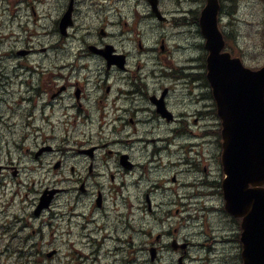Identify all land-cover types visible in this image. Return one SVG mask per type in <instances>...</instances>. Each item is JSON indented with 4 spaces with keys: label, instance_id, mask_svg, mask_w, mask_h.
Wrapping results in <instances>:
<instances>
[{
    "label": "flooded vegetation",
    "instance_id": "af4514ba",
    "mask_svg": "<svg viewBox=\"0 0 264 264\" xmlns=\"http://www.w3.org/2000/svg\"><path fill=\"white\" fill-rule=\"evenodd\" d=\"M71 0H69L70 4ZM25 3V4H24ZM20 4H24V6H30V3L28 0H22L20 1ZM92 5V4H91ZM23 5H21L22 7ZM69 7V6H68ZM162 12H165L162 11ZM178 12L176 11H170V16L173 18L174 14ZM84 13L81 12V16H83ZM193 16L195 17V14L191 13L190 10H183L182 16L178 18H175L179 22V26L175 25V22H173V26L179 27V30L184 28H189L194 25H196V21L194 20ZM197 18V17H195ZM62 19H60L59 22H61ZM152 22L156 23V20L154 17H152ZM151 22H148V26L146 29H149L151 25H149ZM86 25L85 20H79L77 22V28L82 30L81 27ZM154 30H157L155 32L156 38H159L161 36V32L163 31V27L161 25H152ZM161 28V29H160ZM160 29V30H159ZM84 35V32L82 33ZM84 38V36L80 37ZM104 40V38H101ZM100 42V41H99ZM98 42V43H99ZM112 46L114 48V52L116 56L124 57L125 59V66L122 70H120L116 65V67H108L107 76L112 77V80H116L115 82L117 85H109L105 88V93L108 94L111 92L115 96L114 102H118L115 104L117 106L116 108V118L117 121H119L122 125H124V128H128L130 132L126 135L127 142L129 147H127L126 152L129 155V161L131 162L132 169L126 171L122 170H115L118 171L117 177L124 176L125 174L133 175L136 174V172L140 171L141 173L143 170H145V167H142L141 162L138 161L133 153L135 152V148L139 147L142 150L146 149V146H150L151 155H149L150 160L157 159V162L159 165L157 167L163 166V160L166 157H169L170 153L180 152L183 149V145H181L182 140H186L189 135H197V132L195 130H192V126L189 129V126L186 128H179V122L181 119L184 120V123L187 121V118L185 115L180 116L177 114L176 105H175V94L168 91L166 97L164 98L165 102L167 103V109L169 112H171L170 119L163 118L157 111L153 112L150 116L141 118L139 116L140 109L136 106L133 107L130 111L125 110V108H132V106L135 103H138L136 100H138V96H145L148 92L146 90L148 83H155L158 79H163V83H155V87L150 92V95L147 99V104H149L150 96L151 94L157 92V91H165V89H168L169 84L166 83L167 78L169 81L176 82V80L180 77L181 71L191 69L190 66H180L176 65L174 61L171 59V57H164L166 60V65L162 60V57L164 56V53L160 54L156 58V62L152 65H156L159 63V65H163L166 67H170L173 69L172 73L166 72L164 75L163 68H161L158 72L154 71L150 74H145L143 71L140 72L142 67H138L136 65L135 70L128 71V65H133L134 58L141 56L143 57L145 54L141 53L140 50L134 54L132 51L133 47H137L136 44L132 42H124L120 41V39L112 38ZM163 43V41H162ZM140 45V43H138ZM105 46L101 43L98 44V48L102 49ZM142 49V45L139 47ZM153 48V47H152ZM185 51L183 53H192V46H184ZM158 50V48H157ZM163 55V56H162ZM181 56L180 51L178 50L175 52L174 55H172V58H179ZM191 56V54L189 55ZM153 60L155 58L153 56H149ZM101 61L103 60L102 57L99 58ZM89 66H95L97 64L95 59H90L87 63ZM72 65L71 69L74 71L76 70L80 76H78V79H88L86 80L88 85L90 83L91 88L99 87V81H97L98 75H88L87 71L79 66V64L71 63ZM111 68V69H110ZM195 68V67H194ZM49 69L45 67H34V68H15V69H1L0 70V107L7 106L11 103H13L14 100L17 99H27L28 103L27 106L23 108V110H26L25 113L22 116V121L24 124V128L20 127L21 124V117L20 118H14L12 120L5 121L2 126L0 127V166L3 168H8L11 166V164H14L13 155L19 154L22 156L20 161H29L35 168H32L31 171H37L39 170V173H45L47 175H52L50 172L51 170L56 171L60 166H64V169L62 171H66L67 164L70 163V165H73L74 162L78 166H80L85 159V153L86 150H77L74 154H70L69 150L61 146L60 148H54L52 141L57 136V133H54V130L51 131V128L55 129L54 125L51 124V120L49 119V112L53 111V104L51 101H49L48 98L43 96V87L41 82V77L44 74V72ZM196 69V68H195ZM24 72V73H22ZM61 73V72H59ZM191 73H196V70H191ZM69 75H72L69 73ZM164 75V76H163ZM194 78H191V81ZM128 80V81H127ZM118 86L119 83H125ZM21 83L22 87L20 90H13L14 83ZM131 82V83H130ZM130 83V84H129ZM190 84V83H189ZM161 85H164L161 87ZM127 86L128 89L124 90V87ZM196 86H199L198 89L201 87L202 90V104H205L208 110V116L211 117V119L214 118L213 115V100H212V93L209 90L207 84L204 81L199 82ZM194 86V87H196ZM157 87H161L160 90L157 89ZM176 88H179L176 86ZM169 90V89H168ZM205 90V91H204ZM123 91H126L125 93H122ZM177 91L176 89L173 90ZM59 94V90L54 92L52 94V98ZM72 96L70 94H66L65 104L66 112L64 113L63 124L69 125L72 121L75 123L78 121L76 120H69V109L70 105V98ZM78 97V95H77ZM36 100V101H35ZM153 100V98H151ZM34 101L37 103L35 104ZM3 104V106L1 105ZM122 104V105H121ZM39 105V106H38ZM204 105V106H205ZM73 106H71L72 108ZM202 107V106H201ZM202 113V112H201ZM192 116V115H191ZM125 117V118H124ZM163 119V120H161ZM169 122H167V121ZM164 123H166L164 125ZM146 124L153 125V128H158L164 125V132L161 137L159 138H150L148 137V132H140V127L144 126ZM186 124V123H185ZM53 126V127H52ZM211 127V126H210ZM174 130L175 132V138L180 141H175L173 138V135L170 130ZM49 133H48V131ZM201 131V130H200ZM209 132L204 133L203 137H207ZM134 135V137H133ZM139 135L138 137H136ZM184 135V136H183ZM32 139V148H22L20 145L24 144L26 141ZM187 141V140H186ZM207 143H211V141H206ZM119 142L117 140H113L111 142L112 145H117ZM118 147V146H117ZM189 147V146H188ZM193 147V146H192ZM82 149L89 148L88 145H83L81 147ZM97 155L93 158H96L98 156L99 150L102 148L101 146H96ZM190 148V147H189ZM195 148V147H193ZM191 149V148H190ZM147 150V149H146ZM211 148H207L204 150V153L201 154V160L197 159V161H189V163L192 166V171L197 172L201 169V180H198L196 178H190L187 181L189 182V185L187 186L189 188H193L196 193L199 191H202V187H204L203 182L208 181L210 182L212 180V174L209 175L206 172V168L204 170L205 165L207 164L208 158L213 160V154L211 153ZM167 152L166 155L162 156L163 153ZM197 152H200V149H197ZM102 155V154H101ZM118 155V154H117ZM57 156V158L54 160V157ZM72 156V158H70ZM107 164L114 165L116 162H118V159L116 161L113 160L107 161L104 160ZM178 162H171L169 163L170 170H173L174 173L179 175V171H177V166L175 164ZM75 166H71L73 173L72 176L65 175V181L64 183H72L68 186H71L72 189H66L61 188L60 185L53 179L48 178L47 180H51L48 187H52L55 189L60 190V195H56L54 201H52L50 208L47 209L44 212V215L37 219L38 216L35 214V209L38 206L36 196L33 194L35 191L31 190V187L34 186V184L31 182V180L25 176V179H21L23 174H12L9 172H6L4 175H2V178L0 180V191H7V187H11L10 193L16 197H18V194H20V191L18 188H21L22 186L28 188L29 194L26 195V197H30V206H32L31 212H25L23 217L18 211H14L13 213H5L4 221L5 223L2 225L0 223V228H5L7 230V234L4 235L8 236L7 240L5 242L0 243V251L1 252H7V251H18L20 249H23L26 251V254L24 255L23 252H19L17 257V264H36V259L39 258L40 264L43 263V261H48L52 263L48 264H64L65 259L69 257V255H59L61 253V247L64 246V243L61 239V245L60 249H58V252L53 255L51 258H47L45 253L41 252L42 248H40V245L42 242L49 239L50 235L52 239H55V235L60 236H67L65 239V244L69 240V236L71 235V229L76 227V225H82L84 230H87L89 228L88 224L91 225L90 220L88 216L85 214V212L81 211V209H90L92 206V203L95 200V196L98 193H102L105 196H108L109 198L114 199V201L117 203H120L119 199L125 200L129 197V193L123 194L121 196H118L116 193V189L120 188L123 190L125 187L124 183L120 180H116L115 176H112L110 178V184L106 183V187H103V185H100L99 179L100 178H93L91 180V173L94 171V169L90 172V174H84L83 172L77 171ZM41 165V166H39ZM115 166V165H114ZM116 167V166H115ZM51 168V169H48ZM93 168V165H92ZM167 168V167H164ZM105 170H110L105 169ZM172 172H161L160 177H157L156 174L152 175V172L150 171L148 175L144 176L146 177V182L151 181L152 184H156L158 181L159 183L162 182L166 183L168 182L166 179H168V175H170ZM65 172H63V175ZM74 176V177H73ZM106 175L105 177H107ZM57 180V179H56ZM90 181L93 182L94 192L92 193L93 200L92 202H87L86 200H81L84 194H88L90 188ZM174 181H176V177H174ZM218 181V180H217ZM217 181L214 185H217ZM179 184H183L181 179L179 181ZM141 183L140 181H136V184ZM150 186L149 184H147ZM198 185L202 186L199 187ZM87 187L84 192H81L79 190L80 187ZM183 186V185H182ZM69 188V187H68ZM150 188V187H148ZM153 189V198L150 196L151 190L147 189V193L144 195H141L139 197V201L141 203L140 205V211L135 214L133 210L129 211L127 214L122 213L120 215V226L119 224H116V218H109L105 220L104 223V229L99 230L102 231L100 233L99 231H94L95 239L97 241V247H95L97 250L92 258V261L90 264H136V262L127 255V252L130 251L133 247V245H136L135 240H138L142 245L145 246V251L147 253L146 255V263L150 264V257L148 255V252H152L155 255L156 260L160 264H171L170 261L173 259L176 260V264H206L207 257L210 255L211 252H219L217 249H213L211 243L218 242L223 243L224 241H227V238H230V233L228 229L230 228V223L225 222L222 220L221 225H217L215 221L218 220L219 216L218 214L215 215V217L212 219V224L214 226H219L218 229H220L222 232H216L215 237L210 242L207 240L206 242L202 244H196L197 238L196 236L186 233L183 228H181V225L183 224V220H187V217L182 218L179 214V211H176L175 213H170L169 210H171L173 207H176V204L181 203L182 200L174 202V204H169L167 207L157 203L154 200H157V197L154 195L158 192V189H156L154 186H152ZM76 191L75 194L71 193V196L69 195V192ZM123 192V191H122ZM219 194L215 195L214 197L209 196L207 198H213L216 199L217 204H220L223 202L224 198L220 195V190H218ZM43 192L41 191V194ZM113 195V197H111ZM115 195V196H114ZM181 197L184 198L186 195V190L184 189L183 194H179ZM41 196V195H40ZM143 196V198H142ZM1 199V198H0ZM203 200L200 199V202ZM2 202V200H1ZM123 203V202H121ZM68 209L69 211H65V209ZM117 208V207H115ZM161 208L163 211H161ZM138 209V210H139ZM168 210L167 215L163 216V213ZM209 211V209H208ZM91 213V212H90ZM76 214V215H75ZM1 215V214H0ZM109 216V214H106ZM149 215V216H148ZM191 215V214H190ZM156 221H160L162 218L164 220H167L170 225L175 227V231H166L160 230L156 233V236L154 239H151L152 232L149 230L148 226L146 225V222L148 221L149 217H152ZM163 216V217H162ZM66 217V219H65ZM22 218H25V222L31 225L33 228L30 229L31 231L22 230L18 233V235H14L12 232L14 231V223L18 222L20 220H23ZM35 220H38L39 223H34ZM116 224V225H115ZM145 224V225H144ZM116 226V227H115ZM168 226V225H167ZM233 239L232 246L236 252H239L241 250V244L239 239V223L236 222L233 226ZM129 229L128 232L126 230ZM180 231V233L178 232ZM122 232L129 233L128 235V242L125 240V238L122 236ZM91 233H92V227H91ZM202 233L206 236V233ZM227 234V236H226ZM141 235L143 236L141 238ZM98 236V237H96ZM4 241V239H3ZM173 241H177L176 247L173 246ZM40 242V243H39ZM130 242V243H129ZM83 244V243H82ZM104 248H108L106 252L102 253ZM218 248V247H216ZM102 253V254H101ZM166 258H165V254ZM59 255V256H58ZM24 256V257H23ZM57 256V257H56ZM165 258V259H164ZM164 259V260H163ZM103 260H106L105 263ZM233 264H237L239 261L238 258L231 260Z\"/></svg>",
    "mask_w": 264,
    "mask_h": 264
},
{
    "label": "rangeland",
    "instance_id": "374dc122",
    "mask_svg": "<svg viewBox=\"0 0 264 264\" xmlns=\"http://www.w3.org/2000/svg\"><path fill=\"white\" fill-rule=\"evenodd\" d=\"M187 1V0H186ZM186 1H184V5L186 6ZM191 2L192 4H194V7L196 8V10L199 9V2H201L202 0H188L187 2ZM102 2H105L104 6H101ZM147 1L145 0H94V5H98V7H94L91 2V0H76V8L79 9V12H83L84 15L82 16L81 20H85L86 21V25L81 27L82 30H84V32L86 31L85 29H87V34L85 37V42L86 44L89 43L90 45H93L92 41L95 40L97 37H99L98 40H102V37H106L107 38H117L120 40H124L126 42H132L134 44H138V42H143L144 41V45L143 48L144 50L141 53H144L145 55L143 57L138 56L136 58H134V65L138 66V67H142L141 70L147 75L150 73H153L154 71H159L161 69V65L156 64V65H152L153 63L156 62V58L161 54L160 51L157 50V45L160 41L164 40L166 43V46L168 48L174 49L173 51V55L175 54V52H177L178 50L180 51V53L182 54L185 51L184 46H189L193 44L192 38L194 37V35H196V31L193 32L192 27L189 28H184L181 29L179 31L174 32L173 30H170L168 28H164L163 31L161 32V36L158 38V40L154 41L156 38V34L155 32L157 30H154L155 28H153L152 26H150L149 28V33H147V36L142 38L141 34L139 33L138 27L139 26H143L144 25V21H142V17L146 16L148 14V7H147ZM162 4L164 5L163 9L164 10H168L169 11H181V5H180V1L179 0H162ZM236 4H238L239 8H236V10L234 11L233 6L235 8ZM68 5V0H56L55 2H53V4L51 6H47L44 8H41V10H43V16H46V19L48 20L49 23L47 22H42V19L39 20V25H41V27L38 28L39 34L40 36L36 37L34 39V43L35 46H37V43L44 37L41 36V34L45 33L46 37L44 42L42 43L41 46H39V48H41L36 54L35 51L32 49H26V50H31L33 51V56L31 58H29V60H23L21 61L22 66H26V64H44V60H46L45 56H43V54L45 55L46 53H49L50 56L48 58H51L53 56H57L59 58L60 61L64 60L66 62L69 63H73L76 60L77 57V53L78 50L80 48L83 47V42L81 40H79V38H77V40L74 41H70L67 47V52L64 51H60V50H53L57 44L60 42V40L62 39V36L59 34V28L57 25H55V20L57 17V14L60 12V10L62 8H64V10L67 8ZM19 6H16V8H18ZM14 6H11L9 8V11H13ZM7 7L5 5L4 2H2V0H0V21L5 20L7 18V13L6 10ZM84 9V10H83ZM230 10L234 11L235 16H238L239 19L241 20V22L237 25L235 20H232L231 25L228 28V32H229V44H230V49L233 51L234 54H239L238 56H242L243 61L246 63V65L248 67H262L264 66V0H231L230 2ZM3 14V15H2ZM31 12L29 13L28 11H23V15L19 18V21H21V23L18 21V19L14 20V25H21L24 28H29L28 24L30 21V16H31ZM196 17V16H195ZM194 18L195 21L196 18ZM181 21H176L175 25L177 23H179ZM10 23V22H8ZM132 24L134 23V27H130L128 24ZM11 24L9 30H13L14 31V27ZM127 24V26H125ZM152 24V22H151ZM110 25V27H109ZM50 26V28H49ZM146 26H143V29L146 30ZM37 27V26H35ZM30 29V28H29ZM161 29V28H160ZM159 29V30H160ZM4 32L7 33V35H9V33L4 30ZM108 33H110V35H108ZM199 37V35H198ZM143 39V40H142ZM161 39V40H160ZM160 40V41H159ZM22 41L20 40L19 42H15V41H11L9 42L10 44H15V45H22ZM4 45L0 44V51H4V53H9L10 52V48L7 47L8 46V42H3ZM153 47V48H152ZM138 49V48H137ZM136 49V47L134 46L132 51L134 52V54H136L138 52V50ZM150 50L151 51V55L155 58V60H153L152 58H150L148 56V54H146V52ZM58 52V54L56 55V53ZM35 54V55H34ZM23 57L25 59H28L29 56H20ZM197 58L196 61H198L199 59H201V55L198 54H192L191 56H184L181 60H185L186 63L193 65L192 62H187L189 61H194V58ZM47 58V59H48ZM79 59L82 60L84 63L83 64H79V60H76L75 63L79 64V66H81L82 68L86 66V64L88 63V61L90 59H95L94 56H92L90 53L86 52L84 55L80 56L79 55ZM96 60V59H95ZM18 60L15 61V64H13V60L12 59H8L7 60V66L8 69L12 70L15 68V65L18 63ZM97 64L95 65L96 67H100L99 62L96 60ZM187 65V66H190ZM46 68H49V66H45ZM191 67H198V63L196 62V64L194 66ZM53 68H50V70H52ZM65 70V69H63ZM171 70V69H170ZM169 70V71H170ZM102 73H105L103 69H101ZM98 76H102V75H98ZM195 81L192 82L189 85H185V84H181V86L185 87V88H176V86L178 85L175 82L169 81L167 78L166 79V83L169 84V92H171L173 94V90H177L176 91V97H175V105H176V112L178 115L183 116V115H189V121L190 124H188V126H193L194 130L199 133L201 132L200 130H203L204 127L207 125V128H210V126H214V128L216 129V126H218L217 121L215 120V117L213 119H211L210 116L204 117L202 116L201 110V104H202V100L201 97H197L194 94V86H196L199 83V80H197V78L194 76ZM72 81H79L81 84V87H83V83L84 80H88V79H77L75 77L71 78ZM164 85H161V87ZM89 88H90V92L93 95V97L95 99L99 98V96L94 93V91H92L93 89L91 88V85L89 83ZM158 88V87H157ZM200 92V90H198ZM199 94V93H198ZM47 98V96H45ZM106 99V96H105ZM115 99V98H114ZM137 102H140L141 100H136ZM143 102V101H142ZM87 104V106L90 108L91 111H93V116L98 115L100 112L103 113V105H100L97 103H95V101H91V102H84V104ZM147 103V102H146ZM71 106L75 105V101L71 99L70 102ZM56 108H58V104H56ZM69 112L71 114H73V110H69ZM64 113H62V118H64L63 116ZM49 117L51 118L52 122L55 124L54 126L58 129L57 131L53 128H51V131L54 130V133H57L58 135V140L55 139L54 140V144L58 145L61 142H59V140L63 137V135L68 132L70 133L71 129L73 131H76L75 134H78L80 137H82L81 140H83L85 138L84 129L88 130V125L87 124H79L76 127H72V124H74V122L70 123L69 125H65L62 123V126L59 127V121L58 119L60 118V114H59V110L53 108L52 112L48 113ZM192 115V116H191ZM125 118V117H124ZM205 118V119H204ZM166 124V123H164ZM179 128H186L187 126L184 123V120L181 119V121L179 122ZM183 126V127H182ZM78 127H80L78 129ZM153 128V125L151 124H146L144 126L140 127V132H146L149 131ZM93 131V132H92ZM173 138L175 141H178L175 138V132L174 130H170ZM113 129H111L106 122H102V124L99 126V128H93L91 129V135L90 137H92L94 141H99V135H106L108 134L110 136L111 139L117 140L119 143L117 145H106L104 147H108L106 149H104L103 151L107 154H109L110 156H113L116 161L118 158H116V154H119L120 152H126L127 149V143L126 140L124 138H120V137H116L115 135L112 134ZM130 132V130L128 128H121L119 129V134H128ZM215 131H213L214 134ZM107 135V136H108ZM139 135H137L136 137H138ZM134 137V135H133ZM208 138H211V136L209 135ZM128 139V137H127ZM211 140L213 141V152L216 153V148H214V145H216L218 143V140L216 138H214V136L211 138ZM190 141H199L198 139H191V140H187L186 141V145L185 146H189L191 149L193 148L192 145L189 144ZM180 142V141H178ZM201 142V141H200ZM199 142V143H200ZM118 146V147H117ZM129 147V145H128ZM217 147V146H216ZM112 154V155H111ZM167 152L163 153L162 156L166 155ZM133 155L135 156V158L140 161L145 163L146 162V166H145V170H143V174L148 175V173L151 171L152 175L156 174L157 177H160V172H168L171 171L173 172V170L164 168V167H168L169 163L165 162V159L163 160V166L162 167H157L159 165V163L157 162V159H155L153 162H150L149 159V155H148V151L142 150L139 147L135 148V152L133 153ZM83 159V158H82ZM89 161V160H88ZM213 164H214V176L212 179H216L217 177V173H218V164H217V160H213ZM11 166H20L23 168H27L28 166L26 165V162H22V163H15V164H11ZM41 166V165H39ZM64 169V166L62 167ZM61 168V169H62ZM51 169V168H48ZM61 169H56V171L54 173H57V177H55V180L61 188H63L64 186H68L72 183H65L62 185V182L65 181V174L68 175L70 174L69 172H65L61 171ZM68 169H70L72 171L71 165L68 166ZM116 170V169H115ZM115 170L111 171L113 173L110 172H103L105 174H107V177H102L99 179V183L100 185H103V187H106L107 189V185L105 184L108 183L111 185L110 183V178L112 176H115L116 180L117 178V174L115 172ZM89 171V170H88ZM51 173L53 172V170L50 171ZM63 172H65V174L63 175ZM96 171H93L91 174H94ZM118 172V171H117ZM53 173V174H54ZM89 173V172H88ZM32 175H35L36 177L41 176V174H35L34 172L32 173ZM48 178H54L53 175H47L45 174L44 176H41V180L44 182L46 181V179ZM74 177V176H73ZM95 178V176L91 177V180ZM159 183V181L157 182ZM162 183V182H160ZM147 184H149L150 186H148ZM154 185L152 184L151 181L146 182L145 184H143V189H150L151 186ZM150 187V188H148ZM82 187L79 188V190ZM87 188V187H84ZM94 188L95 186H93V182L90 181V188H88L89 192L88 194H84L83 197L81 198V200H86L87 202H92L93 200V196L92 193L94 192ZM38 190L41 192L42 191V186L39 183V187ZM151 193L150 196L153 198V189H150ZM191 193L196 194L194 196V198H191L190 203H191V209L193 210H198V211H202V214H204V210L208 207V208H213V210H211V212H209L208 214L215 212L217 210V207L219 206L217 204L216 199L213 198H204L201 197L202 195L198 194L195 192V190L191 187L188 189ZM118 195H121L122 193V189L118 188ZM131 191L133 192L134 189ZM202 191H204V187H202ZM23 193V192H22ZM21 193V194H22ZM210 196L214 197L215 193L210 192L209 193ZM7 198H9L10 193H7ZM98 196V192L95 196V200L92 203V206L90 209H81V211L85 212V214L88 216V214L94 213L96 219L98 221H100V223H105V220L109 218H116V224L120 225V219L117 220V216L120 213H124L125 211V205L127 203L132 204V207H129V210L132 209L134 211L135 214H137L139 212L138 210V206H140V201L137 198L136 193L134 192L133 194L131 193V201L129 202H125L124 205V201L123 203H118L117 202V211L118 213L115 211L116 208L114 205L109 204V208L105 213H98L96 211V205H95V201L96 198ZM156 196H158V194H156ZM108 197V196H107ZM109 199V197H108ZM200 199H202L203 201L200 202ZM20 200V199H19ZM19 200L16 202L15 206H10L8 207L7 205H4L3 207H0V211H4L5 213H13L14 211H18L17 213H19L21 215V217H23L24 212L27 211V207L25 208H21L20 204H19ZM155 202V201H154ZM65 211H69L67 208L65 209ZM4 213V214H5ZM106 214H109V216H107ZM218 214V213H217ZM76 215V214H75ZM219 218L216 222L217 225H221L222 220L225 222H229L227 218L223 219L222 215H219ZM23 220H20L18 222L14 223V231H19L21 230H26V231H31L30 229H32L33 227L31 225H29L28 223L25 222V218H22ZM66 219V217H65ZM115 224V225H116ZM145 225V224H144ZM146 225L148 226L149 230L152 232V238L154 239V237L156 236V233L160 230H166V231H175V227H173L172 225H170V223L167 220H164L163 218L160 221H156L153 219L152 217H149L148 221L146 222ZM168 225V226H167ZM89 228L87 230L83 229L82 225H76V227H74L73 229H71V235L69 236V240L68 242L65 244V239L67 236H60V235H55V239H52L51 235L49 237L48 240L42 242L41 244H39L42 248H43V253H45V255L47 256V253L50 251V247L53 246V244L57 245L58 247H60L61 245V239L64 243V246L61 247V253L59 255H69L68 258L65 259L64 264H90L91 263V259L90 260H86L85 257L83 256L84 252L88 253V254H98L95 253V251L97 250L95 247H97V241L95 239H93L94 235L91 233V225L88 224ZM122 226V225H120ZM116 227V226H115ZM100 228V226H99ZM129 229L126 230V232H128ZM207 231V232H205ZM222 232L220 229L216 228L213 225H210L208 227L207 230H204L203 232L205 233H212V232ZM100 233H102V231H99ZM180 233V235L182 236L181 232L178 231ZM130 235L129 233H124L122 232V236L127 238L126 235ZM98 237V236H96ZM143 236L141 235V238ZM183 237V236H182ZM40 243V242H39ZM81 243H83V247H84V252L80 251V245ZM136 243V247H137V251H138V255L141 257L142 260H146V251H145V246L142 245L138 240H135ZM79 247V248H78ZM60 249V248H59ZM108 248H104L102 253L106 252ZM130 251L127 252V255H130ZM101 253V254H102ZM220 253L224 254V255H230L231 252H221V248L219 250V252H215V254L220 255ZM58 255V256H59ZM57 257V256H56ZM36 264H40L39 262V258L36 259ZM106 260H103V262L105 263ZM171 264H176V260L173 259L172 261H170ZM48 263H52V262H48V261H43L42 264H48ZM162 263V262H160ZM159 262L157 264H160Z\"/></svg>",
    "mask_w": 264,
    "mask_h": 264
},
{
    "label": "bare ground",
    "instance_id": "6f19581e",
    "mask_svg": "<svg viewBox=\"0 0 264 264\" xmlns=\"http://www.w3.org/2000/svg\"><path fill=\"white\" fill-rule=\"evenodd\" d=\"M179 1H180V5H181V11L176 12L174 14V16H173V19L178 18V16L181 17L182 16V11L185 10V9L186 10H190L191 13L193 11L195 16L197 17L196 18L197 21L199 20V18H201V13L199 14V12L194 7V4H192L190 1L187 2L188 0L187 1L186 0H179ZM184 1H186V3H185L186 6L183 3ZM24 4H20L19 3L21 9H24V10L30 9V6H26V5L24 6ZM21 5H23V6L21 7ZM236 8H239L238 4H236L235 8L233 6L234 11L236 10ZM234 11L230 10V5H228L227 8H226V12H227L226 15L228 17H233V16H235ZM42 14H43V10L37 11V16L39 18L42 16ZM12 25L14 27L15 34H18V37L15 40H13V41H15V42H19L20 40H23V41H22V45L18 46V45H15V44H10L9 45V42H11V41H4V40L0 39V44L1 45H4L3 42H8V46L7 47L10 48V52L9 53H5L6 57H9L10 55H12V54H14V53H16V52H18L20 50L31 49V48H33L35 46V44L32 43L33 41H32L31 34H30L29 30L23 28L19 24H17V25L12 24ZM149 25H151V23ZM147 26H148V24H147ZM147 26H146V28H147ZM83 32H84V30H80L79 31V29L76 27L75 37L76 38H80V37L84 36V35H82ZM192 41H193V44L191 45L192 46V53H182L179 58H175V59L171 58L176 65H179L181 67L190 65V64L186 63L185 60H181V61L179 60V59H182L185 55L189 56L190 54L191 55L192 54H195V55L196 54H198V55H204L205 54V42L203 41V39H201V37H198V35L196 34L192 38ZM66 49H67V44L63 43V42H59L57 44V46L53 50L54 51L55 50H60V51H64L65 52ZM57 54H58V52L56 53V55ZM196 60H197V58L195 57L194 61H189L188 60L187 62H192V63L194 62L193 65H195L196 64ZM43 62L45 64V66H49V69L53 68L54 70H56L57 72H61L62 74L71 73L72 76L77 78V79H78V76H80V74L76 70L73 71L71 69V67H72V65H70L71 63L66 62L64 60L60 61L57 56H53V57L48 58V59L46 58V60H44ZM45 66L40 63V64H36V65L35 64H31L27 68L45 67ZM19 68H25V67H19ZM63 69H65V70H63ZM163 72H164V75H165L166 72H167L166 69H163ZM22 73H24V72H22ZM191 78H194V76H192L191 74H182L176 80L175 83L178 84L177 85L178 87L185 88V87L181 86V84H185V85H189V83L191 84L192 82L195 81V78L192 81H191ZM112 79H113L112 77H108V78H103V77H100V76L97 77V81H99V87H95V88H92V89H93L94 93H96L99 96V98L108 95V94L105 93V88L107 86H109V85H117V83L115 82L116 80H112ZM127 81L125 83H119L118 86L121 85V84H126ZM155 83H163V79H158ZM155 83H148L147 87H146V90H147L148 93L145 96H138L137 95L138 99L141 100V101L138 102V103H135L132 106V108H125V110L130 111L131 109H133L134 106H136V107H138L140 109L139 116L141 118H145V117L150 116L154 112V108H153V106L147 104L146 101H147V99H148V97L150 95V92L152 90H154L153 88L155 87ZM21 87H22V85H21L20 82L19 83H14L13 90H20ZM198 87L199 86L194 87L195 88L194 89V94H196V95L199 93ZM126 89H128L127 86L124 87V90H126ZM157 89L160 90L161 87H158ZM199 89L202 90L201 87ZM125 92L126 91H123L122 93H125ZM175 92L176 91H174L173 93L175 94ZM49 101H50V99H49ZM55 103H53V106H54ZM1 105L3 106V104H1ZM204 105L205 104H201L202 108H200V110L202 111V115L204 117H207L208 116V110H207L206 105L205 106ZM64 106H65V104H62V105H58V108H56V106H54L53 108L58 109L61 112V115H62V113H65L64 112V108H65ZM67 107L71 108V106H67ZM0 108H2V107H0ZM27 109H28V107H27ZM26 110L22 109V111H20V117H21L20 127L21 128H24V124H23V121H22V116H23V114L25 113ZM69 114L71 115V113H69ZM63 116H64V114H63ZM185 116L187 118V121L185 122L186 123L185 125L188 126V124H190L191 121L188 120L189 119V115H185ZM69 120L71 121L72 119H69ZM8 122H10V121L8 120ZM72 122H74V121H72ZM79 124H87L88 127H89L88 129L91 130L93 128H99V126L102 124V121L99 118L95 117V116L94 117L93 116L92 117H86V119L78 120L76 123L74 122V124H72V127H76L77 128V125H79ZM164 125L161 126V127H158V128L151 129L148 132L147 139L161 137L163 132H164ZM190 127L191 126H189V129H190ZM79 128L80 127H78V129ZM55 130L57 131L58 129L55 127ZM192 130H194V127L192 128ZM213 130H214L213 126H211L210 128H207V125H206L204 127V129L201 130V132L197 133L196 136L195 135H189L186 140H191V139H195V138L199 140V141H190L189 142L190 145L195 147V148H192V149H190L188 146H185L186 145V140H182L181 141V145H183V149L181 150V153L180 152H175V153L172 152V153L169 154V157H166V162L167 163L178 162V163L175 164V166L178 167L177 171H179V175H177L176 173L172 172L170 175H168V179H166L168 182L163 183V184L156 183L155 185H152L156 189H158V192L156 193V194H158V196H156V194H154L157 197V200L155 199L154 201H156L157 203L161 204L162 208H163V205L165 207H167L169 204H174V202L182 200L181 203L176 204V207H173L169 211H170V213H175L176 211H179V213H180L179 215L182 218L187 217V220H183V224L181 225V228H183L186 233H189V234H192V235L196 236V238H197L196 244H202V243L206 242L207 240L210 242L215 237V234H216L217 231L213 232L214 237L212 239H208L202 233L201 229H203V231H204V230H207L210 225H213L212 224V219L215 217L217 212L215 211V212H212V213L208 214L209 212H211V210H213V208H208V207L203 211L204 214H202V211H198V210L196 211V210L191 209L190 200H191V198H194V196L196 194H193V193H191L188 190L187 186L189 185V182L187 180L190 179V178H196L198 180H201V169L198 170L197 172L192 171V169H191L192 166L189 163V161L194 162V161H197V159L201 160V158H200L201 154L200 153H204V150L207 149V148H210L211 145H212V143H207L206 142L208 140L211 141V138L203 137V132L206 133V132H210V131H213ZM76 131H73L71 129L70 133L66 132L63 135V137L59 140V142H61V143L58 144V145H55L53 143L54 140L58 138V136H56L54 138V140L52 141L53 147L54 148L55 147L56 148H60L61 146H63L64 148L69 150L70 154H74L77 150H80V149L81 150H86L84 152L89 154L91 151H94L96 149V146H101L102 148L99 150L98 156L96 158L85 159L84 162L80 166H78L76 164V162H74L73 165H71V166H75L74 164H76L77 171L83 172L84 174H90V172L94 169V171H96V172L94 174H92L91 176H95V178H97V179L105 177L107 174L103 173V172H105L104 170L108 169V168L109 169L115 168V166L112 165L111 163L107 164L106 162H104V160H102V157L105 155V152L103 150L108 148V147H104V146H106L107 144L111 145V142L114 139H111V138H108V137H104V138L102 137V138H99V141H94V140H92L93 138L90 137V135H85V138L83 140H81L82 137H80L78 134H75ZM83 145H88L89 148L82 149L81 147ZM20 147H22V148H32V139L26 141L24 144L20 145ZM146 149L148 151V155H151L150 146H146ZM197 149H200V152H197ZM21 158H22L21 155L14 154L13 155L14 164L17 163V162H19V163L24 162V161H20ZM56 158H57V156L54 157V160ZM70 158H72V156H70ZM150 162H153V160H150ZM26 165L28 166L29 170H31L32 168H35L29 161H26ZM69 165H70V163L67 164V168H66L65 172H69L70 171V169H68ZM92 165H93V168H92ZM141 165H142V167H145L146 166V162L145 163L141 162ZM168 168H169V166L167 167V169ZM33 172L35 174H40L39 170L33 171ZM54 172L55 171L52 172V175L54 177L53 179L56 180L55 177H57V176L54 175L55 174ZM115 172H117V171H115ZM110 173H113V172H110ZM42 174H45V173H42ZM68 175L72 176L73 173L70 172V174H68ZM25 176L26 175H22L21 179L24 180ZM174 177H176V181H174ZM117 178H118L117 180L122 181L124 183V185H125L121 195L126 194V193H129V194L132 193L133 194L135 192L136 195H137V198L139 199V197L141 195H143V194L145 195L147 193V189H143V184L146 183V177L140 171L136 172V174H133V175L125 174L123 177L119 176ZM180 179H181V181L183 183L182 184L183 187L186 190V195L184 196V198L181 197L178 193H176L173 189H171V186H170V183H176V182L180 181ZM50 181L51 180H47V182H44V185L48 186ZM136 181H140L141 183L136 184ZM216 181H217V179H213L210 182L204 181L203 184H204V191L205 192L199 191L198 194L202 195L201 197H204V198L209 197L210 196V194H209L210 192L216 194V192L218 190V184L214 185ZM152 186H151V188H152ZM63 188L70 189V190L72 189L71 186H64ZM82 188H84V186H82ZM131 189L132 190L134 189V191L132 192ZM6 190L10 193L11 187H7ZM18 190L20 191V194H18L16 202L20 199L19 200V204H20L21 208L23 209V208L27 207L28 210L25 211V212H28V213L31 212L33 210L32 206H30V198H31V196L30 197H26V195L29 194L28 188L22 186L21 188H18ZM31 190L35 191V193L33 195L36 196V198L38 200L39 197H41L40 196L41 192L35 186H32ZM56 190L60 191L58 189H56ZM75 192L76 191H72V192L70 191L69 195L71 196V193H73V195H74ZM116 192H117V189H116ZM117 195H118V192H117ZM121 195H118V196H121ZM111 197H113V195H111ZM142 198H143V196H142ZM119 201L121 203L124 200L119 199ZM16 202L14 203V206H15ZM1 205H2V202H1V199H0V207H1ZM16 206H17V204H16ZM139 208H140V206H138V209ZM162 208H161V211H163ZM208 209H209V211H208ZM46 210L47 209H40V207L37 206L36 209H35V214H36V216H38L37 219L42 217ZM139 211H140V209H139ZM167 212H168V210H166L165 213H163V216L164 215L166 216ZM0 214H1L0 215V223H2V225H3L5 223V221H4L5 214L2 213L1 211H0ZM34 223H39V221L35 220ZM215 227L218 228L219 226H215ZM228 231L230 233V235H229L230 238H227V241H224L223 243H218L215 240V242L211 243L212 244L211 246L214 247L213 249L220 250V248H221V252L227 251V252H231V254L230 255H224V254L220 253V255H218V254H215V252H211L210 255L207 257L206 264H233L231 260L236 259L235 250H234L233 246L232 245H227V246L224 245V246H222L225 242H229V241H231V239L234 238L233 237L232 225L230 226ZM205 232H207V231H205ZM6 234H7V230L5 228H0V243H3V242H5V240H7L8 236L4 237V235H6ZM226 236H227V234H226ZM3 239H4V241H3ZM216 247H218V248H216ZM230 249H232V251H230ZM19 252H23L24 255L26 254V251H24L23 249H20L18 251H7V252H1L0 251V264H17L18 263L17 257H18ZM166 255H167V253L165 254V258H166ZM52 256L53 255H47V258H51ZM242 257H243V254H241V256H239V258H238L239 259L238 262L240 264H242ZM219 260L222 261V262H219Z\"/></svg>",
    "mask_w": 264,
    "mask_h": 264
},
{
    "label": "water",
    "instance_id": "95a60500",
    "mask_svg": "<svg viewBox=\"0 0 264 264\" xmlns=\"http://www.w3.org/2000/svg\"><path fill=\"white\" fill-rule=\"evenodd\" d=\"M218 12V0H207L200 25L209 51L208 79L223 120L227 210L244 217L245 264H264V190L248 188L264 184V68L253 72L222 52ZM247 165H254L258 183Z\"/></svg>",
    "mask_w": 264,
    "mask_h": 264
},
{
    "label": "trees",
    "instance_id": "16d2710c",
    "mask_svg": "<svg viewBox=\"0 0 264 264\" xmlns=\"http://www.w3.org/2000/svg\"><path fill=\"white\" fill-rule=\"evenodd\" d=\"M227 42H228V47L230 46V44H229V37H227ZM230 48V47H229Z\"/></svg>",
    "mask_w": 264,
    "mask_h": 264
}]
</instances>
